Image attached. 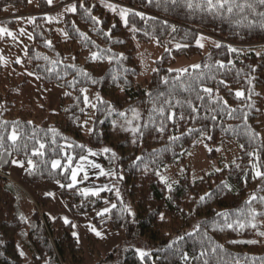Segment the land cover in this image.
Instances as JSON below:
<instances>
[{"label":"trees","instance_id":"16d2710c","mask_svg":"<svg viewBox=\"0 0 264 264\" xmlns=\"http://www.w3.org/2000/svg\"><path fill=\"white\" fill-rule=\"evenodd\" d=\"M69 2L77 4V12L64 15L62 25L69 35L63 40L55 33L53 24L45 19V13ZM80 2L53 0L49 5L46 0H37L39 12L28 27L32 39L24 57L25 68L39 80L42 90L63 89L59 113L39 119L34 106L20 99L17 93L28 84L27 79L18 80L14 75L3 78L0 66V123L4 124L0 134L5 136L3 147H0V264H88L85 251L73 235L72 223L65 224L60 218L51 219L44 214L52 199L36 195L33 205L26 192L9 179L14 160L24 163L21 183L25 188L64 185L58 196L74 216L88 215L105 205V201L109 205L116 204L117 207L105 216H94L91 227L97 231L108 228L122 232L125 243L141 240L150 249L143 259L136 250L122 245L102 253L97 247V238L90 233L85 236V242L91 264H204L205 260L208 264H236L237 261L239 264H260L264 260V237L250 227L241 230L224 226L217 213L227 211L234 221L238 210L248 208L245 202L253 194L257 199L251 207L264 212L261 201L264 180L255 178L254 161L247 155L257 150L264 170V55H256L264 53L259 51L264 49V30L236 26L228 19L191 12L180 4L173 6L163 0L159 4L157 0L152 3L148 0H82L91 15L101 21L94 24L79 7ZM27 3L28 0H0V11L8 7L24 9ZM108 4L115 5L117 11H110ZM121 8L130 12L128 27L119 16ZM136 12L142 13L145 19L131 14ZM0 23L13 26L14 20ZM133 26L140 31L132 32ZM173 27L176 31H172ZM77 29L89 38V42L80 39ZM145 31L149 35H144ZM107 33L110 36L105 35ZM200 37L214 43L205 53L196 43ZM46 41H51V47ZM151 42L163 52L144 85H138L136 79L142 67L136 59L135 43ZM4 43L5 38L0 39V46ZM178 43L187 46L177 50ZM217 43L221 47H215ZM229 47L240 50L241 54L230 53ZM92 52L105 58L93 62ZM193 57H199L201 68H187L189 74L182 75L181 79L192 87L184 91L176 80L178 71L171 68L176 60ZM217 61L226 67L220 69ZM83 72L88 75L84 76ZM220 80H224L227 87L220 84ZM200 87L212 88L214 95L218 92L227 101L228 108H224L222 102L209 101L204 93L200 94L205 95V100H198ZM81 88L96 91L105 102H96L92 131L88 134L82 126L86 108ZM237 90L245 93L244 99L235 97ZM165 99H171L173 105L176 100L181 101L171 108L177 113L175 123L166 119L169 106L163 104ZM188 100L197 112H191ZM154 105H163L166 109L163 133L157 131L162 118L152 113ZM132 109L140 113V119L134 120L133 125L141 126L142 136H133L121 128V125L127 127L126 118L132 119ZM231 109L236 111L230 118L227 112ZM121 112L125 113L124 117L119 115ZM180 115L184 119H180ZM14 124L21 133L15 146L7 139ZM51 129L59 135L53 136ZM189 129H199L203 135L199 132L189 135ZM248 129L258 134L255 140L245 134ZM173 136L179 139L172 141ZM203 138L212 145L235 142L239 148L238 157L221 170L195 180L190 179L186 168L172 182L169 191L156 173L163 172L167 166L183 164L189 151ZM53 139L56 143H52ZM36 140L46 145L43 157L32 155L39 147ZM69 144L71 148L67 147ZM105 147L115 152L116 157L104 153ZM88 149L97 153L95 156L106 172L115 173V176L99 179L111 186V191H104L99 197H83L79 190L85 187L84 181L69 188L70 171L63 167L51 168L54 158L66 165L67 155L77 157L73 161L75 166L78 157L86 155ZM137 157L143 159L137 160ZM29 159L36 164L31 172L27 165ZM202 196L204 201L200 200ZM261 220L264 217H258V224ZM259 230L264 231V225ZM250 240L259 242L246 243ZM27 252L31 256L25 263ZM202 252L207 254L202 256ZM184 254L189 257L187 261L182 259ZM254 258L259 259L254 261Z\"/></svg>","mask_w":264,"mask_h":264},{"label":"snow or ice","instance_id":"6c2138e0","mask_svg":"<svg viewBox=\"0 0 264 264\" xmlns=\"http://www.w3.org/2000/svg\"><path fill=\"white\" fill-rule=\"evenodd\" d=\"M29 3H31V0H28ZM149 3H152V0H148ZM161 2V0H157V3L159 4ZM164 3L168 4L170 3L171 5L175 6L177 4H180L181 6L185 7L186 9H188L191 12H201V13H206L207 15H212V16H216V17H221V18H225L228 19L231 23H233L236 26H247L249 28H254V27H259L261 30H264V0H163ZM47 3L49 5L53 4V0H47ZM79 7L83 8L85 13L87 14V16L93 21L94 24H99L101 23V21L92 16L91 12L85 7L84 3L81 2L79 3ZM107 7L109 8L110 11L116 12L117 8L115 5L113 4H108ZM66 12H71L73 14H75L77 12V4L73 3L70 6L65 8ZM133 15L139 16L142 20L145 19V17L143 16L142 13L136 12V13H131ZM130 15V12L128 9H123L121 8L119 10V16L121 18V20L123 21L125 27H128L129 21H128V16ZM47 20L48 23H52L54 18L53 17H46L45 18ZM34 23V21H32ZM115 27V26H113ZM132 32H138L140 31V29L136 28L135 26H133L130 29ZM79 33V30H76ZM154 31V30H153ZM172 31H176V29L173 27ZM65 37H67L69 34L67 32L63 33ZM20 35H24L23 32L20 33ZM105 35H109L110 33H107ZM144 35H149V33L147 31L144 32ZM80 39L82 41H84L85 43L89 42V38L84 34V33H79ZM5 37H9L12 40H17V36L10 31L8 28L6 27H0V39H3ZM29 39H32V35L29 34L28 35ZM154 38V37H153ZM204 37H200L196 43L197 46L199 48H203L204 44L201 42L202 40H204ZM46 45L51 47V41H46ZM187 45H181V44H176V48L177 50L181 49L182 47H186ZM215 47L219 48L221 47L220 44H215ZM167 51V49H166ZM228 51L230 53H235L237 55H240V50L236 49V48H232L229 47ZM257 56H262L264 55V53H256ZM105 57H103L100 53L97 52H92L90 59L95 62L97 60H102ZM45 59H47L45 57ZM75 59V58H73ZM0 62H4L3 61V57H0ZM109 62H111V58H109ZM17 64H20L21 61L20 59L16 60ZM218 67L220 69H224L226 67V65L223 62L217 61L216 62ZM231 63V62H229ZM69 67H74V65H69ZM205 68H209V65H205ZM234 67V65H233ZM192 68L194 70H199L201 68V65L196 64L193 65ZM171 71V70H170ZM178 71V75L176 76V80L180 81V87L184 90V91H188L192 85L190 83L186 84L183 82V80L181 79L182 75L184 74H189L188 73V69H183V70H177ZM253 71H255V69L253 68ZM84 76H87L88 74L86 72L82 73ZM29 75H32V73H29ZM193 79H198L197 77H193ZM165 84H168V80L164 79L163 81ZM93 83H95V81H93ZM220 84L225 85V87H227V84L224 80H220L219 81ZM249 84L252 83L251 80L248 81ZM82 93H86L87 90L81 88L80 90ZM251 91V90H249ZM200 93H204L207 96V99L213 103H223L224 108H228V104L226 100H223V97H220L218 95V92L214 95V90L212 88L209 87H200L199 91L197 92V99L198 100H205V95H201ZM149 96L152 95V93H148ZM161 96H163V93H160ZM235 97L237 99H244L245 97V93L243 91L237 90L235 92ZM249 99H250V95H249ZM96 100L99 101V103L103 104L105 103L101 97H99V95L96 96ZM83 102L85 105L90 106L95 108L96 105L92 104L88 98V96L85 94L83 96ZM181 101L180 100H176L175 101V105H173L172 100L171 99H165L163 101L164 105H168L169 106V110H168V115L166 116V119L169 121H172L173 123H175L176 117H177V113L175 111H171V108L180 105ZM186 103L188 104V107L191 109L192 113L197 112V108L194 107L192 105V102L190 100L186 101ZM248 107H251V105H248ZM109 111H111V108H109ZM152 113H155L156 115H158L159 117L162 118L161 120V125L159 128H157V131L163 133L165 130V125L163 123V118H165V112L166 109L163 105L157 107L156 105L153 106L152 108ZM235 109H231L227 112L228 116L231 118L233 112H235ZM133 112V117L132 119H125V125H127V127L121 125V128L123 131L126 132H131L133 134V136H137V135H141V126L139 124L133 125V121L134 120H139L140 119V113L137 112L135 109H132ZM119 115L121 117L125 116V113L121 112L119 113ZM180 119H184L183 115L179 116ZM246 118V117H245ZM150 120L153 119V117L150 114L149 117ZM213 120H215V116L212 117ZM6 123V122H5ZM87 122H85L86 124ZM83 126V125H82ZM144 127H147V125H144ZM4 128V124L0 123V129ZM53 134V136H57L59 135V133L55 130V129H51L50 130ZM89 131L91 132L92 130L89 129ZM193 132H199L201 135H203L202 131L199 129H189L188 130V134L191 135ZM246 135L249 136L250 140H255L258 136V134L254 133L251 129H248L245 133ZM33 136H35V133H33ZM21 138V133L18 131V126L16 124H14L12 126L11 132L7 135V139L10 140L12 142V144L15 146L17 144V142L20 140ZM179 137L173 136L171 137L172 141L178 140ZM210 139V137H209ZM5 140V136L3 134H0V147H3V142ZM136 141L133 140V143H135ZM36 143L39 145L38 148H35L32 151V155L33 156H40L43 157L45 155L44 149L46 148L45 143L41 142L40 140H36ZM52 143H56V141L53 139ZM68 148H71L72 145H67ZM79 147L83 148V145H80ZM241 147H243V145H241ZM217 151H219L220 149H216ZM61 151H63V148L61 149ZM211 151V149H210ZM104 153H111V156L113 158L116 157V153L112 152V150L110 148L105 147L103 149ZM10 155V153H9ZM97 155L96 152H93L91 149L87 150V154H81L78 157V163L75 164V166H73V161L77 160V157L72 156V155H67L65 157L67 163L66 165L62 164V160L61 159H52L51 160V168L52 169H60V168H64L65 171H70V176L69 179L71 181L70 184H68L67 186L69 188H74L76 187L79 183H82L83 181H87L90 179L89 177V173L86 170V165L88 167H91L93 169H98V175L97 178L99 177H105V176H115V173L111 170L109 171H105L99 164H96L90 160H88V156H95ZM247 155L249 157H251L254 161L252 167H253V171H254V176L257 179H261L264 180V170L261 169V165H260V155L259 152L257 150H253L247 153ZM137 160H141L143 159L142 157H137ZM13 164H16L19 167H24V163L21 161H17L14 160L12 161ZM27 165H28V170L29 172H31L33 169L36 168V164L29 159L27 161ZM238 167V165H237ZM218 171V170H217ZM81 174L82 177H81ZM158 176H160L161 182L165 183L168 188L169 191H171V185L167 184V180L164 176L160 175L159 172L156 173ZM78 177H80V179H78ZM123 177H121L122 179ZM61 187H64V185H61ZM225 187H228V185L225 184ZM230 190V189H229ZM104 191H111V188H109L107 185H102L99 187H94V188H89V187H85V188H81L79 190L80 194L85 197H99L100 194ZM48 195H52L51 193H48ZM209 197L211 196V194H207ZM117 197H119V191L117 190ZM205 197H200L201 201H204ZM257 199V196L255 194L251 195L250 198L245 202L248 205V208L245 210L244 208H241L240 210H238L237 213V218L233 221L230 218L229 212L224 211V212H219L217 213L218 216H220L223 221H224V226L228 227V228H237V229H246V228H252L256 231V234L260 237H264V231H260L259 228L261 225H264V220H261L260 223L258 224V217H264V212H257L254 208L251 207L252 202L255 201ZM261 201L264 202V197H261ZM108 201H105V204H108ZM117 205L116 204H111L110 207H105L102 211H99L97 214L99 216H105L106 214L110 213L112 209L116 208ZM125 211H129L127 209H125ZM129 214L131 215L132 213L129 211ZM242 217V219H241ZM161 220L164 219L163 215H161ZM24 218L21 216V220H23ZM65 224H68L69 221L65 218L64 220ZM73 227H75V225H73ZM90 231H92L97 237H101L102 238V234L101 232L97 231L95 227H91ZM73 235H76L75 233ZM191 235V234H189ZM180 239H183V237H181ZM259 241L257 240H250V241H246V243H250V244H255L258 243ZM169 247H172V245H169ZM215 249H213L214 251ZM207 253L202 252L201 255H206ZM149 255L147 252L145 251H139V256L141 259H143L145 256ZM21 256H23V252H21ZM182 259L184 261H187L189 259V257L184 254L182 255ZM259 258H254L255 260H258ZM204 264H208L207 260L204 261ZM236 264H239V262L237 261ZM260 264H264V260H262L260 262Z\"/></svg>","mask_w":264,"mask_h":264},{"label":"rangeland","instance_id":"374dc122","mask_svg":"<svg viewBox=\"0 0 264 264\" xmlns=\"http://www.w3.org/2000/svg\"><path fill=\"white\" fill-rule=\"evenodd\" d=\"M47 1V0H46ZM73 4V2H69L67 4L61 5L57 8H54L51 11H47L45 13V17H53L54 20L52 22L54 26L55 33L61 39L66 40L67 37L64 36L65 28L62 25V21L64 15L71 12H66L65 8ZM39 7L37 0H31V3H27L26 8H13L8 7L3 11H0V22L5 20H14V25L10 26L9 23H0V27H6L10 31H12L16 36L17 40H12L9 37H5V43L0 46V57H3L4 62H0V66L2 67V76L6 78L8 76H15L16 79L21 80L23 78L27 79L28 84L25 87H21L18 89L17 93L20 99L24 101L30 102L36 111V115L39 119L45 120L50 116V114H57L60 112V103L59 97L64 92L60 87H54L51 91H44L40 88L39 80L33 76L29 75V72L25 68L24 57L26 53V49L28 44L30 43V39L28 35L30 34L28 31V27L31 24V21L34 16L38 15ZM11 15H15V17H11ZM10 17V18H9ZM23 32L24 35H20ZM204 44L202 48L204 53L206 52L208 46L214 45V43L210 40L204 39L201 41ZM136 50V59L142 67V72L139 77L136 79V84L144 85V82L148 79L149 74L154 69L155 62L160 59L163 50L159 48L155 43H135ZM259 51H264V49H260ZM20 59L21 63L17 64L16 60ZM199 57H193L190 59H178L175 61V64L172 66V70H183L187 68H192L193 65L198 64ZM87 92L83 93V95H87L90 102L96 105V96L98 93L92 89H86ZM86 113L83 119V131L85 134H88L89 129L92 128V121L95 112V108L85 105ZM85 122H87L85 124ZM211 149V151H210ZM216 149H220L217 151ZM239 148L233 141H223L219 142L216 145H212L207 143L204 138L197 143V145L192 148L187 156L185 157V162L179 165L167 166L160 175L164 176L167 180V184H172L178 176H180L184 170L187 168L189 171V176L191 180L199 179L203 175H207L212 172H216L217 170H221L223 167L229 165L230 162L235 160L238 157ZM97 162L100 164V161L96 156H93ZM92 162H95L93 158H91ZM101 166V164H100ZM13 167V166H12ZM25 169V167H24ZM13 170V168H12ZM86 170L89 173V176L95 173V169L88 167L86 165ZM12 173V174H11ZM9 174V179L17 186H19L23 191L26 192L28 197L31 199L33 205L36 203V195L40 196H49L54 202L50 208L47 207V210L43 211L47 216L55 214V206L57 205L58 194L57 191L54 190L53 186H38L36 188L27 189L25 188L21 181L14 179L13 171ZM158 176V175H157ZM17 177V176H15ZM159 181L161 182L160 176H158ZM166 185L165 183L161 182ZM93 185H87L89 188L99 187L100 184L97 181H92ZM167 186V185H166ZM39 191V192H37ZM51 193L52 195H48ZM111 205L105 204L99 209L90 213V215L97 216L99 211H102L105 207H110ZM71 215V214H70ZM89 215V214H88ZM77 218L78 216H72ZM86 217V216H83ZM84 219V218H80ZM83 226V225H82ZM83 227L76 229L75 238L78 241L79 245L85 251V256L87 259V263L91 264V259L88 256V250L86 247L85 236L87 234H95L90 231V225H88L85 230L81 232V235L77 237L79 231H81ZM106 229L100 230L102 234L101 237H95L100 243V251L102 253H106L112 250V248L120 247L121 245L127 248H132L136 250L139 255V251H145L149 254L150 249L144 244L141 240H132L131 242L125 243V235L122 232H114L110 236ZM110 231V230H108ZM108 233V234H107ZM107 234V235H106ZM109 236V237H107ZM30 254L27 252V256L25 257V263L30 259Z\"/></svg>","mask_w":264,"mask_h":264},{"label":"crops","instance_id":"0c3cea01","mask_svg":"<svg viewBox=\"0 0 264 264\" xmlns=\"http://www.w3.org/2000/svg\"><path fill=\"white\" fill-rule=\"evenodd\" d=\"M90 157L91 158H93L94 160H95V162L94 163H96V164H99L98 162H97V160L93 157V156H88V160H90L91 161V159H90ZM100 165V164H99ZM13 166V167H12ZM12 168H13V170H12ZM24 167H19V166H17L16 164H11V166H10V170H9V174L13 171V175H14V179H16V180H18L19 179V181H21V178H22V175H23V173H24ZM12 174V173H11ZM82 175L83 174H81V177H82ZM97 175H98V169H95V173L93 174V175H91V176H89L90 177V179L89 180H87V181H84L86 184H85V187H87V185H93L92 184V181L94 182V181H97V182H99L100 184H102V185H107L109 188L111 187L110 186V184H107V183H102V182H100L99 181V179L101 178V177H99V178H97ZM15 176H17V177H15ZM78 178H80V177H78ZM101 185V186H102ZM49 186H53L52 188L54 189V190H56L57 192V194H58V192H59V190H60V188H61V185L60 184H58V183H55V184H52V185H49ZM84 187V188H85ZM37 192H39V191H37ZM40 193V192H39ZM47 196V195H46ZM47 197H49V196H47ZM54 202L52 201V203L49 205V208H50V206L53 204ZM57 205L55 206V214L54 215H50L49 214V218H51V219H54V218H60V219H62L63 221L65 220V218L70 222V223H72V225H75V227H73V233H75V231H76V229H78V228H81V227H83L82 229H81V231H79L78 232V234H77V237H79L80 235H81V232L83 231V230H85V228H87L88 227V225H90V227H91V220H92V218L94 217V215H85L86 217H83V216H78L77 218H75V217H71V213H69L68 211H67V209L64 207V205L62 204V202H61V200L59 199V196H58V200H57V203H56ZM109 205V204H108ZM46 210H47V208H46ZM45 210V211H46ZM71 214V215H70ZM72 216H74V215H72ZM80 218H84V219H80ZM83 225V226H82ZM104 229H106L107 231L106 232H108L109 234H110V236H113L112 234L115 232V231H112V230H110V229H108V228H104ZM101 230H103V229H101ZM108 230H110V231H108ZM98 231H100V230H98ZM107 233V234H108ZM76 234V233H75ZM106 234V235H107ZM75 236V235H74ZM95 237H96V235H95ZM107 237H109V236H107ZM99 241V240H98ZM97 247H98V249H99V247H100V243L98 242V245H97ZM113 249V248H112ZM100 250V249H99ZM107 253V252H106Z\"/></svg>","mask_w":264,"mask_h":264}]
</instances>
